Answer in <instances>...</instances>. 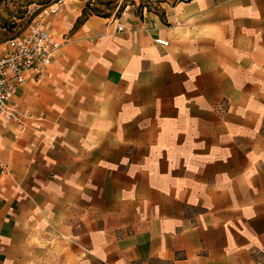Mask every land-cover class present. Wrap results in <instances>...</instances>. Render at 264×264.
I'll return each instance as SVG.
<instances>
[{
  "label": "crops",
  "instance_id": "0c3cea01",
  "mask_svg": "<svg viewBox=\"0 0 264 264\" xmlns=\"http://www.w3.org/2000/svg\"><path fill=\"white\" fill-rule=\"evenodd\" d=\"M141 1L35 17L64 44L0 113V264H264V0Z\"/></svg>",
  "mask_w": 264,
  "mask_h": 264
},
{
  "label": "built area",
  "instance_id": "2783aa9c",
  "mask_svg": "<svg viewBox=\"0 0 264 264\" xmlns=\"http://www.w3.org/2000/svg\"><path fill=\"white\" fill-rule=\"evenodd\" d=\"M64 2L54 0L47 13H56ZM123 29L124 25L118 26V30ZM156 42L169 44V40L161 37ZM63 44L64 41L54 39L50 31L41 25H35L30 31L6 40L0 52V113L23 123L26 114L10 102L12 93L26 83L29 74L37 73L43 66L50 64Z\"/></svg>",
  "mask_w": 264,
  "mask_h": 264
},
{
  "label": "rangeland",
  "instance_id": "374dc122",
  "mask_svg": "<svg viewBox=\"0 0 264 264\" xmlns=\"http://www.w3.org/2000/svg\"><path fill=\"white\" fill-rule=\"evenodd\" d=\"M52 0H0V52L7 39L24 34L35 25V12ZM96 7L111 15L124 11L139 10L141 0H93ZM135 4V5H133ZM140 4V5H139ZM16 26V27H15ZM14 28L13 30L11 28ZM12 30V31H11Z\"/></svg>",
  "mask_w": 264,
  "mask_h": 264
},
{
  "label": "trees",
  "instance_id": "16d2710c",
  "mask_svg": "<svg viewBox=\"0 0 264 264\" xmlns=\"http://www.w3.org/2000/svg\"><path fill=\"white\" fill-rule=\"evenodd\" d=\"M54 2V0H52L51 2L44 4V7L39 9L38 11L35 12V16L34 18L46 7H49V5L51 6V4ZM96 13V14H100V15H104V16H109L111 15L110 13H104L100 8L96 7V5L94 4L93 0H88L84 10H83V14L81 16V18L79 19V22H81L83 19L87 18L89 15ZM120 15V14H118ZM16 27V26H15ZM12 30L14 29L13 27L11 28ZM11 30V31H12ZM15 36H19L18 34H16ZM14 37V36H12Z\"/></svg>",
  "mask_w": 264,
  "mask_h": 264
}]
</instances>
